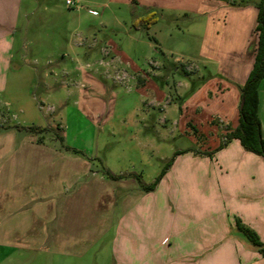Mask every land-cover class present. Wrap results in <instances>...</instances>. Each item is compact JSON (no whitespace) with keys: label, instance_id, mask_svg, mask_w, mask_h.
Masks as SVG:
<instances>
[{"label":"rangeland","instance_id":"rangeland-1","mask_svg":"<svg viewBox=\"0 0 264 264\" xmlns=\"http://www.w3.org/2000/svg\"><path fill=\"white\" fill-rule=\"evenodd\" d=\"M258 1L79 0L74 10L66 0H47L21 23L26 31L23 56L35 58L38 67L53 69L57 79H53L50 99L28 77L23 85L0 92V162L6 160L10 173L24 176L23 184L19 183L23 191L41 195L34 208L26 204L19 213V198L0 199L4 204L0 264H150L141 262L145 254L162 255L169 263L193 264V247L178 234L185 224L179 221L187 209L188 198L182 196L203 179L205 166L193 159L204 154L199 150L207 149L208 136L164 126L162 105L138 94L146 78L119 65L106 42L119 47L133 38L136 43L125 52L144 70L148 61L157 59L160 44L174 50L168 56L171 60L179 58L198 68L194 60L204 46L205 26L215 10L222 4ZM75 11L96 20L108 18V29L98 27L82 37L77 31L70 33L69 22L75 27L70 16ZM152 14L157 22L140 23L137 29L135 20ZM156 37L157 49L148 52L146 44L155 45ZM151 64L158 79L162 73L170 76L171 90L174 81H189L197 74L183 66L173 74L171 69L161 70L163 66L154 60ZM67 90L73 92L68 95ZM80 91L89 96L82 98ZM16 95L19 101L13 100ZM168 95L176 102L173 92ZM168 119L172 123L177 117L171 113ZM211 124L221 125L216 120ZM34 126L40 129H30ZM228 126L218 127L223 131L217 134L220 140ZM80 161H87L88 168L81 169ZM106 170L119 178H111ZM10 185L16 189V182ZM112 190L135 192L137 196L133 194L130 200L138 205L136 225L118 233L121 239L115 245L114 224L125 211L121 205L125 199L112 209L101 198ZM51 192H56L52 199ZM155 245L160 246L159 253Z\"/></svg>","mask_w":264,"mask_h":264},{"label":"crops","instance_id":"crops-1","mask_svg":"<svg viewBox=\"0 0 264 264\" xmlns=\"http://www.w3.org/2000/svg\"><path fill=\"white\" fill-rule=\"evenodd\" d=\"M116 1L130 2V0ZM46 2L47 0H0V92L2 93L6 94L12 86L23 85L28 77L31 85L40 88L45 99L53 97L52 86L55 84L53 79H57L56 72L51 68L38 67L35 65V58L27 59L22 54L24 47L22 38L26 35V31L23 32L21 23L35 15L39 7ZM133 2L135 0H132ZM256 3L258 2H254L253 5H242L235 2L231 3L233 6L230 7L222 4L217 11L215 10L205 26L204 46L197 52L194 60L198 63V68L191 63L185 64L179 58L171 60L168 56L174 55L175 52L172 48L163 47V44H160L161 48L158 51L156 45L160 42L157 37L155 45L146 44L148 52L151 48L157 49L155 52L157 59L148 61V70L141 69V66L132 61L125 52H128L126 47L136 43L133 38L130 40L128 38L125 45L119 47H115L110 40L106 42L119 65L131 72H138L139 76L146 78L145 87L139 89L138 94L154 105H162L161 111L166 116L161 120L164 126L168 127V124H171L181 128L185 133L194 130L199 135L208 136L207 149L199 150L204 154L202 157L199 154V157L193 159L197 164L205 166V169H202L203 179L197 180L196 189L182 196L183 200L188 198L185 202L187 209L183 211L179 221L180 224H185L180 226L178 234L184 235V242L193 247V264H264V255L236 227V219H240L264 243V158L246 151L238 140H232L221 150L215 151L220 144L217 134L223 132L218 131V127L229 125L235 128L239 122L240 87L246 82L253 69L257 48ZM104 6L108 8V5L104 4ZM46 9L49 11L48 8ZM75 12L77 14L70 16L73 17L75 26L72 29L69 22L70 33L77 31L82 37L84 34L96 31L98 27H109L108 18L96 20L83 17L79 11ZM112 18L115 19V16ZM139 18L141 17L137 19ZM158 52L162 55L161 59L158 58ZM26 59L30 62L26 63ZM153 60L163 66L161 70L171 69L173 74L179 73V66L185 69L191 68L197 74L195 73L194 78H189V81L182 80L178 83L174 81L175 88L171 90L169 75L162 73L158 79L157 73L151 71ZM196 78L199 80L196 81ZM170 91L177 98L176 102L168 99ZM70 93L66 91V94ZM87 94L80 91L82 98L88 97ZM13 100L19 101L18 95L14 96ZM171 113L177 119L168 123ZM258 117L264 138V78L259 85ZM213 120L220 122L221 125H212ZM209 135L213 136L209 137ZM209 152L213 154L208 156L206 153ZM5 161L0 162V199L10 196L19 198L17 213L26 207V204L34 208L35 201L41 198L40 193L34 190L29 193L23 191L24 186L20 184L25 181L24 176L10 173L7 161V166H4ZM79 165L83 170L88 168L87 161H80ZM13 182H16V189L10 185ZM133 194L137 196L135 192L112 190L101 196L107 201L104 203H108L112 209L121 204V199H125L121 204L125 211L116 217L114 224L117 229L114 245L116 240L121 239L118 233L134 227L138 221L134 215L138 205H133L134 202L130 200ZM49 195L52 199L56 196V192H51ZM30 198L33 202H30ZM49 206L53 207L52 201ZM3 207L4 204L0 203V212ZM1 215L0 223L3 221ZM176 221L177 219L173 220L174 223ZM159 248L160 246L156 247L155 253H159ZM142 261L150 264L179 263H169L168 259L165 260L158 254L155 257L145 254Z\"/></svg>","mask_w":264,"mask_h":264},{"label":"trees","instance_id":"trees-1","mask_svg":"<svg viewBox=\"0 0 264 264\" xmlns=\"http://www.w3.org/2000/svg\"><path fill=\"white\" fill-rule=\"evenodd\" d=\"M257 8L258 15L255 29L257 35V48L255 62L246 82L240 87L239 122L235 128L228 126L225 138L221 137L220 144L215 151L221 150L232 140H238L246 151L264 158V138L262 136L260 119L258 117L259 85L264 78V0L258 1ZM143 22H148V25L154 24L157 22V19L153 14L139 18L135 22L136 27L138 28L139 26L137 25ZM30 129L38 130L40 128L34 126ZM206 154L211 156L213 152ZM105 172L113 179L119 178L109 170ZM156 183L157 181L148 189L152 190ZM236 227L246 236L249 242L264 255V243L261 242L259 236L253 230L245 226L240 219H236Z\"/></svg>","mask_w":264,"mask_h":264},{"label":"built area","instance_id":"built-area-1","mask_svg":"<svg viewBox=\"0 0 264 264\" xmlns=\"http://www.w3.org/2000/svg\"><path fill=\"white\" fill-rule=\"evenodd\" d=\"M66 5L69 8L77 9L79 7V0H66Z\"/></svg>","mask_w":264,"mask_h":264}]
</instances>
